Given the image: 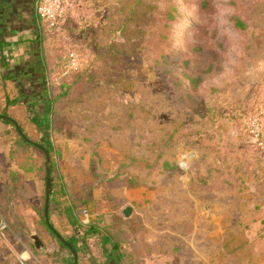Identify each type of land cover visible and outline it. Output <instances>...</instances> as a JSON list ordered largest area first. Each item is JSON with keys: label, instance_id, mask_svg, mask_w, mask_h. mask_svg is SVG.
Segmentation results:
<instances>
[{"label": "rangeland", "instance_id": "rangeland-1", "mask_svg": "<svg viewBox=\"0 0 264 264\" xmlns=\"http://www.w3.org/2000/svg\"><path fill=\"white\" fill-rule=\"evenodd\" d=\"M31 3L41 45L21 31L4 72L26 121L51 99L34 223L48 167L49 222L74 234L68 208L101 257L115 244L122 264H264V146L245 131L261 111L264 143V0ZM23 133L42 145L39 130Z\"/></svg>", "mask_w": 264, "mask_h": 264}, {"label": "crops", "instance_id": "crops-1", "mask_svg": "<svg viewBox=\"0 0 264 264\" xmlns=\"http://www.w3.org/2000/svg\"><path fill=\"white\" fill-rule=\"evenodd\" d=\"M3 4V10L12 13L4 17L0 15V39L6 42L3 53L5 54L4 48H9L19 39L17 37L23 30L32 31L28 38L35 43L36 19L31 0H5ZM10 30L16 35L13 36L14 39L6 36ZM4 70L8 72V65L3 68L0 63V221H4L2 216L7 215L11 222L6 225L4 235L0 236V264H67L66 256L64 259L61 255L57 256L55 235L49 232L47 225L43 222V226L39 227V224L34 223V220H37V210L42 196L44 166L42 163L48 155L46 156L43 151L44 147L34 142L30 136L25 140L19 135L20 140H16L14 135H11L12 130L17 132L16 127L6 123L2 118L1 112L5 110L17 125L21 128L25 126L26 130H23L28 135L38 130L30 120H25L26 100L6 105V98H18V93L13 92V86L8 83L7 77H2L5 74ZM42 155L45 157L44 160H41ZM52 213L50 210L49 217L56 226ZM14 230L20 232V237L12 238L10 234ZM27 232H30V236L32 234L39 236L44 244V250L34 247L32 240L26 238ZM90 244L91 242H87L89 249L94 251L91 250L90 256L87 254L85 258H81L78 253L79 264H122L123 257L119 259L114 256L101 257L97 253L98 250L96 251Z\"/></svg>", "mask_w": 264, "mask_h": 264}, {"label": "trees", "instance_id": "trees-1", "mask_svg": "<svg viewBox=\"0 0 264 264\" xmlns=\"http://www.w3.org/2000/svg\"><path fill=\"white\" fill-rule=\"evenodd\" d=\"M202 1L204 2V5H208L207 9H210L209 11H212L211 6H210L212 4L210 3V0H202ZM168 15H169L168 19L173 18V15L170 12L168 13ZM232 18L234 19V20H232V22L235 25V28L238 30L241 29V31H242V29L245 28V23L243 22V20L238 15H233ZM35 19H36V23H35L36 24V30H35L34 40H35V44L38 47H40V45H41V43H40L41 42V33H40V24H39L40 16L37 12H35ZM5 45H6V42L1 41V39H0V63L2 64L3 68H6L8 65V59L5 56V54L3 53V46H5ZM40 60H41V66L43 68L44 65H43L42 59L40 58ZM43 76H44V72H43ZM2 77L3 78L7 77V74L6 73L3 74ZM196 78H198V76ZM41 79L43 80L42 85L45 87V85H46L45 81H44L45 77H44V79H43V77ZM17 101H19L18 98L11 99V98L7 97L6 98V105L14 104ZM42 109H43L42 112H36V111L32 112V114H30L29 120L36 126V128L40 132H42V136H41L42 146L44 147L47 155H49L51 152V149H52V145L48 139V134L46 133V131L50 127L51 99L45 100ZM1 115H2V118L4 119V121L6 123H9L12 126L16 127V129H17L16 131H17L18 135H20L23 139L27 140V135L25 133H23V129L19 125H17L15 120L11 119L7 115L5 110H3L1 112ZM50 182H51V177H49V181H48V194H49V196H50V191H51V183ZM65 211L68 212L66 214V216H67V219H68L70 225L73 227V229H75L74 234L65 238L66 242L72 246V248L74 249L76 254L79 253L80 249H83L84 251L86 250L87 254L89 255V252H88L89 247L87 245L85 238H83V237L80 238L81 243H82V248L78 247L77 243L80 241V239L78 238L79 230L76 229L77 225L73 221L72 215L70 214V210L68 208H66ZM44 223L47 225L49 232L53 235L54 232L50 229V226H52V224L49 222L50 223V226H49L45 220H44ZM91 231H94V228ZM54 237H56V236H54ZM103 239H104V241L107 240L106 237H103ZM57 240H58V243L60 245L64 246L63 242H61L58 238H57ZM64 247L69 251V257L65 259L66 263L67 264H75L71 250L67 246H64ZM107 256L108 257L114 256V257H117L118 259L120 258V255L117 252V245L113 244L111 246V248L108 250L106 257ZM77 263H78V261H77Z\"/></svg>", "mask_w": 264, "mask_h": 264}, {"label": "water", "instance_id": "water-1", "mask_svg": "<svg viewBox=\"0 0 264 264\" xmlns=\"http://www.w3.org/2000/svg\"><path fill=\"white\" fill-rule=\"evenodd\" d=\"M43 151L45 152V154L47 156V153H46L44 148H43ZM48 162H49V159L47 157V163ZM45 178H46V195H45V204H44V218H45L46 223L50 226L49 217H48V181H49V168L48 167L46 168ZM130 213H131V208L129 206H126L122 210V214H123L124 217H128L130 215ZM50 229L54 232L55 236L61 242H63V244L65 246H67L71 250L73 258H74V262H75V264H78L77 263V254L74 251V249L72 248V246L70 244H68L66 242V240L52 226H50ZM31 240H32V243H33L35 248L44 250V244H43L42 240L39 238L38 235L32 234L31 235Z\"/></svg>", "mask_w": 264, "mask_h": 264}, {"label": "built area", "instance_id": "built-area-1", "mask_svg": "<svg viewBox=\"0 0 264 264\" xmlns=\"http://www.w3.org/2000/svg\"><path fill=\"white\" fill-rule=\"evenodd\" d=\"M260 115H261V111H259L257 114L248 116L245 120L246 134L257 147L264 146ZM5 229H6V223L4 221H0V236L3 235Z\"/></svg>", "mask_w": 264, "mask_h": 264}]
</instances>
